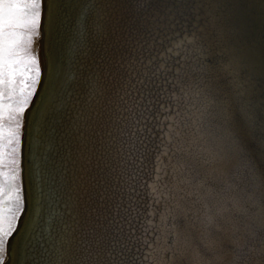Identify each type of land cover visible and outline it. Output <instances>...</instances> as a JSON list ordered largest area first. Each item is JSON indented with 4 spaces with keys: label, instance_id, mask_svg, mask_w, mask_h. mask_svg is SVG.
Segmentation results:
<instances>
[{
    "label": "bare ground",
    "instance_id": "obj_1",
    "mask_svg": "<svg viewBox=\"0 0 264 264\" xmlns=\"http://www.w3.org/2000/svg\"><path fill=\"white\" fill-rule=\"evenodd\" d=\"M36 30L0 264H264V0H44Z\"/></svg>",
    "mask_w": 264,
    "mask_h": 264
},
{
    "label": "rangeland",
    "instance_id": "obj_2",
    "mask_svg": "<svg viewBox=\"0 0 264 264\" xmlns=\"http://www.w3.org/2000/svg\"><path fill=\"white\" fill-rule=\"evenodd\" d=\"M7 2L11 0H5V6ZM19 2L28 3V0ZM32 11L31 8L26 12L13 10L19 23L5 27L0 35V236L5 241L12 232L9 230L14 229L21 209V116L33 97L39 77L33 50V34L37 27L26 22ZM3 251H0V260Z\"/></svg>",
    "mask_w": 264,
    "mask_h": 264
},
{
    "label": "snow or ice",
    "instance_id": "obj_3",
    "mask_svg": "<svg viewBox=\"0 0 264 264\" xmlns=\"http://www.w3.org/2000/svg\"><path fill=\"white\" fill-rule=\"evenodd\" d=\"M43 4L44 0H28V3L11 0L5 6V0H0V35H3L5 27H12L19 23L18 17L14 15L13 10L26 12L29 8L33 9L30 19L26 22L33 27H38L43 13ZM9 211L11 210L9 209ZM9 231L12 230L10 229ZM5 244L6 241L0 236V251L4 250Z\"/></svg>",
    "mask_w": 264,
    "mask_h": 264
},
{
    "label": "water",
    "instance_id": "obj_4",
    "mask_svg": "<svg viewBox=\"0 0 264 264\" xmlns=\"http://www.w3.org/2000/svg\"><path fill=\"white\" fill-rule=\"evenodd\" d=\"M38 87H39V85H38ZM38 87H37V89H36V91H35V93H34L32 99H31L30 105H31V103H32V101H33V99H34V97H35V95H36V92H37V90H38ZM30 105H29V106H30ZM23 210H24V209H23ZM15 230H16V228H15ZM15 230H14V231H15Z\"/></svg>",
    "mask_w": 264,
    "mask_h": 264
}]
</instances>
